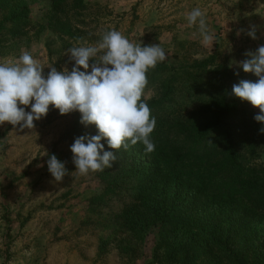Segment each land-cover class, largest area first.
<instances>
[{
    "label": "rangeland",
    "instance_id": "obj_1",
    "mask_svg": "<svg viewBox=\"0 0 264 264\" xmlns=\"http://www.w3.org/2000/svg\"><path fill=\"white\" fill-rule=\"evenodd\" d=\"M22 1L29 8L31 27L0 42V62L15 60L27 51L41 63L70 70L74 62L68 63V48L95 44L101 33L115 29L134 44L160 43L167 54L157 64L156 78L150 75L145 88L149 99L158 95V86L173 74L181 78L186 72L202 71L204 86L217 80L215 86L228 88L241 79L258 80L237 62L247 58L246 51L264 45V0H75L79 2L75 7L59 6V23L70 24L69 35L55 27L52 0ZM196 7L206 14L214 38L209 47L201 45L198 28L186 20ZM252 26L256 39L247 35ZM208 59L206 72L198 65ZM48 71L46 67L45 74ZM182 80L177 86H188L189 81ZM177 98L181 104L177 112L192 111L188 93L181 91ZM72 123L70 113L61 115L50 106L46 117L34 121V129L21 130L8 122L0 125V264H156L152 258L159 241L156 228L145 239L142 253L130 255L129 245L135 240L117 220L111 224L104 219L87 220L97 217V211L90 212V198L103 192L104 183L97 172L73 174L70 146L74 142L67 135ZM51 154L68 169L60 183L48 171ZM252 165L264 167V152ZM117 205L115 199L100 211L106 214Z\"/></svg>",
    "mask_w": 264,
    "mask_h": 264
},
{
    "label": "trees",
    "instance_id": "obj_2",
    "mask_svg": "<svg viewBox=\"0 0 264 264\" xmlns=\"http://www.w3.org/2000/svg\"><path fill=\"white\" fill-rule=\"evenodd\" d=\"M52 1L55 27L71 34L70 24L59 23V6L79 2ZM23 3L0 0V42L31 27ZM210 61L198 66L207 72ZM159 67L149 70L148 82ZM182 79L188 86H177ZM203 79L202 71L181 78L173 74L158 86V95L147 100L157 121L150 135L155 144L151 154H145L140 142L116 151L106 139L101 141L118 159L97 172L104 190L90 198V212L97 211V217L87 220H117L135 240L130 255L142 253L145 239L156 228V264H264V167L252 165L264 152V124L254 119L259 112L246 101L228 95L232 86H215L217 80L204 86ZM181 91L190 97L192 111L186 115L177 112ZM70 114L73 123L67 135L73 142L81 135L98 134L95 125L80 123L78 111ZM115 199L117 208L102 214V206Z\"/></svg>",
    "mask_w": 264,
    "mask_h": 264
},
{
    "label": "clouds",
    "instance_id": "obj_3",
    "mask_svg": "<svg viewBox=\"0 0 264 264\" xmlns=\"http://www.w3.org/2000/svg\"><path fill=\"white\" fill-rule=\"evenodd\" d=\"M186 20L189 26L198 28L201 45L209 47L214 38L206 14L196 7L186 14ZM247 35L257 38L255 26ZM65 55L68 63L74 62L70 70L41 63L27 51L15 60L0 62V125L8 122L21 130L34 129V121L46 117L50 106L61 115L78 111L80 123L85 127L95 125L98 131L96 135L76 137L70 146L73 174L80 176L111 168L118 159L116 152L105 150L101 142L105 139L116 151L121 147L128 150L140 142L145 154L154 152L150 135L157 121L151 114L145 88L149 70L167 59L160 43L134 44L112 29L101 33L95 44L74 45ZM244 55L247 58L237 62L238 66L258 80L241 79L228 95L258 107L260 112L254 119L264 124V45ZM46 67L49 71L45 74ZM29 107L31 110H26ZM260 132L264 133V127ZM47 166L55 183L62 182L68 174L65 162L55 154L49 156Z\"/></svg>",
    "mask_w": 264,
    "mask_h": 264
}]
</instances>
